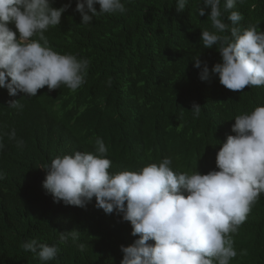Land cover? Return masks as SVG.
Segmentation results:
<instances>
[{
	"label": "trees",
	"instance_id": "trees-1",
	"mask_svg": "<svg viewBox=\"0 0 264 264\" xmlns=\"http://www.w3.org/2000/svg\"><path fill=\"white\" fill-rule=\"evenodd\" d=\"M66 3L69 0H53L52 6ZM70 3L60 25L45 35L55 51L89 56L90 63L86 85L75 92L58 89V97L67 106L103 83L115 96L113 113L104 116L106 123L100 116L85 115L69 126L56 117L57 99L47 86L30 98L19 92L10 96L0 88V131L15 129L17 139L24 141L20 148L5 135L0 151V264H42L23 248L32 239L59 245L60 253L47 264H120V246L138 238L121 216L97 208L95 197L86 207L54 202L43 187L48 170L42 167L53 158L76 150L94 153L95 140L102 138L110 172L137 171L168 157L175 172L206 174L216 168V154L227 136L235 135V116L264 106V87L234 92L218 76L200 79L194 56L207 62L210 71L221 62L215 45H202V30H215L208 19L210 7L198 15L200 0H188L180 12L175 0H131L126 13L97 14L87 25L81 24L76 0ZM223 5L221 0L222 12ZM233 10L242 14V27L264 31V0H243ZM227 15L223 18L230 24ZM9 27L15 31L14 25ZM13 100L23 108L8 107ZM193 102L201 105L198 118H193ZM65 231H78L79 239L61 244L60 233ZM231 238L237 256L230 264H264V193Z\"/></svg>",
	"mask_w": 264,
	"mask_h": 264
},
{
	"label": "clouds",
	"instance_id": "clouds-1",
	"mask_svg": "<svg viewBox=\"0 0 264 264\" xmlns=\"http://www.w3.org/2000/svg\"><path fill=\"white\" fill-rule=\"evenodd\" d=\"M237 2L243 0H224L222 12L221 0H200L197 13L204 16L210 7L208 19L215 30H202V45H215L221 62L210 71L207 62L192 58L201 80L218 76L234 92L246 86L264 87V31L241 26L243 16L233 10ZM126 3L131 0H76L75 10L81 15V24L87 25L97 14L126 13ZM187 3L175 0L176 10L183 11ZM52 4L53 0H0V88L7 89L10 96L19 92L30 98L47 86L46 91L57 99L59 107L54 110L62 123L75 126L85 115L100 116L106 123L104 116L113 113L115 96L101 87L103 83L67 106L58 97V89L75 92L86 85L90 57L62 54L49 46L45 33L60 25L62 14L71 7L70 0L59 8ZM18 101H10L8 107L22 109ZM191 111L198 118L201 105L193 102ZM232 132L235 135H228L216 154V168L206 174L175 172L168 157L137 171L110 172L108 149L97 138L94 153L76 150L42 166L48 170L43 187L54 202L65 205L86 207L95 197L97 208L106 214L115 212L129 222L131 235L138 238L120 246V264H230L237 256L231 234L238 231L264 193V106L235 116ZM5 135L23 147L15 129L0 131V151L5 147ZM69 238L77 241L79 232H61L59 242L67 243ZM77 247L85 250L83 243ZM23 248L42 264L60 253L58 244L36 239L25 242Z\"/></svg>",
	"mask_w": 264,
	"mask_h": 264
},
{
	"label": "bare ground",
	"instance_id": "bare-ground-1",
	"mask_svg": "<svg viewBox=\"0 0 264 264\" xmlns=\"http://www.w3.org/2000/svg\"><path fill=\"white\" fill-rule=\"evenodd\" d=\"M105 20V19H104ZM101 221V220H100Z\"/></svg>",
	"mask_w": 264,
	"mask_h": 264
}]
</instances>
